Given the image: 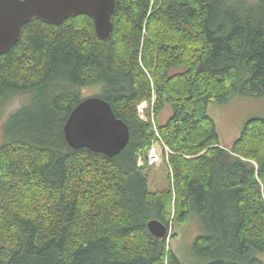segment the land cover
<instances>
[{"label": "trees", "instance_id": "obj_1", "mask_svg": "<svg viewBox=\"0 0 264 264\" xmlns=\"http://www.w3.org/2000/svg\"><path fill=\"white\" fill-rule=\"evenodd\" d=\"M112 22L101 40L87 15L35 18L0 55V110L17 95L51 93L1 135L0 264H181L148 223L170 231L194 214L207 230L194 248L209 264H264L255 257L264 254V119L227 151L208 112L236 92L264 95V0H117ZM96 84L130 129L115 157L65 139L80 90ZM152 101L153 120L143 119L138 106ZM158 140L173 180L152 191L145 171Z\"/></svg>", "mask_w": 264, "mask_h": 264}, {"label": "water", "instance_id": "obj_2", "mask_svg": "<svg viewBox=\"0 0 264 264\" xmlns=\"http://www.w3.org/2000/svg\"><path fill=\"white\" fill-rule=\"evenodd\" d=\"M116 9L117 0H0V55L11 51L21 40L23 27L35 18L61 25L73 16L87 15L93 19L99 39L109 40ZM64 135L75 150L87 148L109 157L125 150L131 138L128 125L101 97L84 98L74 108L64 126ZM148 229L158 239L168 234V226L157 219L149 221Z\"/></svg>", "mask_w": 264, "mask_h": 264}, {"label": "rangeland", "instance_id": "obj_3", "mask_svg": "<svg viewBox=\"0 0 264 264\" xmlns=\"http://www.w3.org/2000/svg\"><path fill=\"white\" fill-rule=\"evenodd\" d=\"M229 2L243 1L245 3L254 4L258 0H228ZM105 87L102 84H96L91 87L83 88L80 90L81 97H101ZM51 93L47 92L44 98L50 97ZM33 98H39L38 92L29 94L17 95L10 102L6 103L0 110V141L1 135L5 124L8 119L16 113L19 109H22L25 105L29 104ZM149 105L140 104L138 111L143 119L147 118V113H151V120H153V101L148 103ZM146 107V108H144ZM144 110V111H143ZM210 117L215 121L217 131L220 137V144L223 149L231 151L234 143L240 138L247 123L253 119H264V95L259 97L246 96L240 92L233 94L225 103L217 104L211 103L208 108ZM171 106H167L164 112L160 115L156 121L159 125L165 124L167 120L172 116ZM149 119V117H148ZM155 122V120H154ZM157 142L160 145L166 147L161 140ZM161 150H163L160 147ZM164 151V150H163ZM170 154V153H169ZM167 155L164 151V161L160 165H149L145 171V175L148 176L150 189L163 190L168 189L170 182L172 183L173 177L171 166L166 162ZM143 166V165H142ZM206 227L201 225L200 219L194 214L185 225L175 226L171 224L170 231L168 233V241L170 247L181 262V264H209L212 259L202 258L205 256L199 255L194 248L197 239L206 234ZM255 257L264 262V254L256 253Z\"/></svg>", "mask_w": 264, "mask_h": 264}, {"label": "built area", "instance_id": "obj_4", "mask_svg": "<svg viewBox=\"0 0 264 264\" xmlns=\"http://www.w3.org/2000/svg\"><path fill=\"white\" fill-rule=\"evenodd\" d=\"M141 104H142V106L149 105L147 102H142ZM144 108H146V107H144ZM155 131H156V139H161L156 127H155ZM160 147L165 151V154L167 155L166 161L168 162L170 150L167 147L160 145L159 142H154V144H153V146H152V148L148 154V164L149 165L154 166V165H160L163 163L164 151L161 150ZM142 165H143V161H142V159H140L139 166H142Z\"/></svg>", "mask_w": 264, "mask_h": 264}, {"label": "bare ground", "instance_id": "obj_5", "mask_svg": "<svg viewBox=\"0 0 264 264\" xmlns=\"http://www.w3.org/2000/svg\"><path fill=\"white\" fill-rule=\"evenodd\" d=\"M68 144V143H67ZM124 151V150H123ZM168 233H169V230H168ZM168 237V234H167V236H166V238Z\"/></svg>", "mask_w": 264, "mask_h": 264}]
</instances>
